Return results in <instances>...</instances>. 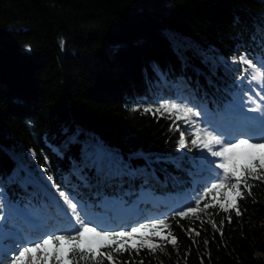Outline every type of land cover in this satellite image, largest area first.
<instances>
[{
    "label": "trees",
    "instance_id": "16d2710c",
    "mask_svg": "<svg viewBox=\"0 0 264 264\" xmlns=\"http://www.w3.org/2000/svg\"><path fill=\"white\" fill-rule=\"evenodd\" d=\"M241 55L264 57V0H0L2 201L65 233L71 228L46 193L67 208L57 186L89 220L87 212L102 213L94 223L103 230L169 218L177 245L113 253L121 264H264V179L250 181L240 217L212 208L175 217L204 190L194 159L203 150L191 145L184 123L170 131L172 120L142 111L178 96L213 116L248 107L245 94L255 98L260 87L240 82ZM184 194L189 200L178 204ZM106 198L126 212L133 202L140 214L117 226ZM0 217V264H10L15 252L5 245L15 238L3 231L16 222L3 208Z\"/></svg>",
    "mask_w": 264,
    "mask_h": 264
},
{
    "label": "snow or ice",
    "instance_id": "6c2138e0",
    "mask_svg": "<svg viewBox=\"0 0 264 264\" xmlns=\"http://www.w3.org/2000/svg\"><path fill=\"white\" fill-rule=\"evenodd\" d=\"M60 43L63 46V41ZM234 62L246 65L240 77L241 83L247 78L250 83L256 82L260 85V91L255 93L258 100L245 94L248 102L253 105L248 111L258 112L259 115L245 117L249 123L239 126L235 133L209 130L208 127L201 126L196 119L201 112L185 103L166 102L160 103L155 109H142L143 113H160L172 120L170 131H179L177 121L188 125L187 130L192 137L191 145L203 150L194 159L200 160V170L205 174L204 190L196 195L190 206L176 211L175 217L187 218L198 212H207L210 208L224 213L235 211V215L240 217L242 213L238 201L245 198V192L251 195L253 184L250 181L264 179V57L254 61L241 55ZM177 146L181 149L186 147L183 131H180ZM209 156L213 159H209ZM48 179L51 180L52 177L49 176ZM57 191L67 205L65 215L70 212L69 220L75 221L70 233L60 231L35 241L29 240L27 246L20 247L18 254L12 256L10 264H105V261L107 264H121L114 260L113 253H127L129 256L133 253L138 255L141 250H147L150 254L157 251L164 253L167 245H177V238L171 231L168 217L141 223L130 230H103L89 220L86 213L82 216L83 205L75 197L60 191L58 186ZM206 200L209 202H205L203 208H200L201 202ZM2 208L3 201L0 200V209ZM227 219L231 223L230 215ZM201 224L203 225V221ZM213 227H216L215 224ZM104 248H110L111 251H101ZM122 264L135 262L125 261Z\"/></svg>",
    "mask_w": 264,
    "mask_h": 264
},
{
    "label": "rangeland",
    "instance_id": "374dc122",
    "mask_svg": "<svg viewBox=\"0 0 264 264\" xmlns=\"http://www.w3.org/2000/svg\"><path fill=\"white\" fill-rule=\"evenodd\" d=\"M190 99L191 98L189 96H186V97L178 96V98H176L174 101L178 102V103H185L188 106L193 107L194 110L200 111L201 115H200V117H198L196 119L200 122L201 126L208 127L209 130L217 129V130L231 131V132L235 133L236 129L239 126H242V125H244L246 123H249L245 119H241L242 116L240 118H238L239 117L238 115H243V116H246V117H252V116H258L259 115L258 112H249L248 111V109L250 107H253V105L250 103L249 106L246 107V108H237L236 107L235 110H234V113H232L233 116L227 114L226 112H220L218 115L213 116V115L210 114L208 108H206L205 106H200L199 107L197 105H194ZM255 99L258 100L259 98L255 97ZM234 116H237V117H234ZM186 126H187V128L189 127L188 125H186ZM186 137L187 136H185V138ZM205 154H207V153H205ZM109 155H110V152L105 151L104 149H101V151L99 153H97V156L100 157V160L103 162V164L105 166H109L111 164L109 162V160L111 159ZM209 159H213V158L209 156ZM2 197L3 196L1 195V190H0V200H2ZM189 198H190V194H186V195L184 194V195H182V198L177 199L176 202L178 204H181L184 200H189ZM111 201H112V199H110V198L109 199H104V203L110 204L108 209L111 211V216L116 215V216L125 218L126 215H128L129 213H131V215H135V214L139 213L138 210H136L134 208H131L130 211L127 212L126 214L125 213L120 214V210H119L120 207L116 203L111 204ZM3 203H4L3 204V211L6 210V213H9V215L11 217L10 219H11L12 222L13 221H17L18 222V225L16 224V228L12 227V226H8L3 231V233L6 236L15 237L16 240H18L17 242L20 243V244H16V245H13V244H6L5 245L10 250L15 252V254H18L17 250L20 247L27 246V243H28V240H26V239L24 240L22 238V235L18 232V229L20 228L19 225H21L22 227H29L28 225H30L31 227L40 226V227H43L44 229L47 230V232H48L47 234H49V233L58 234L60 232L59 227L55 226L52 222L43 221L38 216H37V218H38V221H40V222H36V221L32 220L30 217L25 216L23 214V212H21V209L17 210L12 203H10V202H3ZM53 205H54V208L59 213H61L60 216H59L60 219L63 222L67 221L69 223L70 228H71L72 224L75 223V221H70L69 220V216L71 215V213L69 212L68 215H65V211H67V208L59 207L58 204H57L56 199H54ZM83 215H84V213L82 212V216ZM92 219L99 220V219H95L94 217ZM123 222H125V221H123ZM46 235H43L41 238L45 237ZM27 238H29V236ZM33 241H35V240H33Z\"/></svg>",
    "mask_w": 264,
    "mask_h": 264
}]
</instances>
